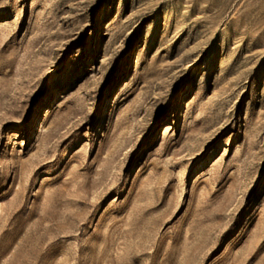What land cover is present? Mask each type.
<instances>
[{"label":"rangeland","instance_id":"rangeland-1","mask_svg":"<svg viewBox=\"0 0 264 264\" xmlns=\"http://www.w3.org/2000/svg\"><path fill=\"white\" fill-rule=\"evenodd\" d=\"M0 264H264V0H0Z\"/></svg>","mask_w":264,"mask_h":264}]
</instances>
